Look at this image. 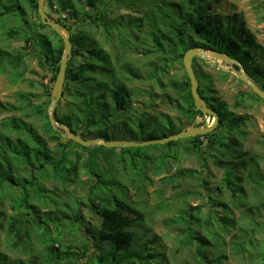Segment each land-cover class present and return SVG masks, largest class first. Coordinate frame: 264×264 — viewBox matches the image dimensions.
Segmentation results:
<instances>
[{"label": "trees", "instance_id": "trees-1", "mask_svg": "<svg viewBox=\"0 0 264 264\" xmlns=\"http://www.w3.org/2000/svg\"><path fill=\"white\" fill-rule=\"evenodd\" d=\"M26 4L41 20L38 0L0 1V26L5 16L16 15L20 26L7 28L8 36L22 37L26 48L38 52L39 62L52 74L51 84H43L46 87L43 102L24 92L16 94L15 102L0 101L1 113H13L0 121V231L4 230L0 264H38L33 259L35 243L43 244V264H156L155 258L159 264H170L163 252H151L146 244L135 249L136 228L144 224L145 214L132 201L127 189L113 187L104 192L99 187L100 165L107 168L108 160L117 156L118 164L130 161L136 169L140 167L138 158L119 156L125 154L124 148L119 153L116 148L100 143L92 148L82 146L70 138H63L61 131L52 126L48 107L64 42L49 25L45 26L50 27L52 35L30 25ZM45 6L54 20L68 27L73 44L63 95L54 114L59 122L87 139L114 140L109 127H116L126 119L138 125L143 140L166 137L193 126H207L205 119L197 121L199 116L207 114L195 104L186 70L182 77L165 81L171 64H183L184 53L191 47L229 54L239 60L264 89V46L256 41L243 21L232 17L222 21L215 17L212 0H46ZM26 54L22 50L0 47V72L7 73L14 85L36 86L37 81L27 77ZM141 59L148 61L143 64ZM251 61L257 65L255 75ZM193 67L201 82L202 96L221 119L214 131L185 138L191 144L184 149L197 153L199 159L205 161L211 156L218 157L215 162L226 165L224 177L215 188H210L209 181L204 180L206 203L193 205L188 202L181 207L177 230L185 237L184 246L193 251L201 264H218L219 256L211 260V252L227 247L230 242L236 243L239 250H247V242L256 239L253 232H264V217L262 220L252 218L258 213L264 216V198L260 195L264 173L254 180V198L249 200L246 179L249 182L254 179L251 167L254 166L258 173L259 163L254 156L249 157L248 151L241 150L242 127L249 115L235 114L229 108L244 106L248 97L262 98L253 91L251 94L240 91L235 102L229 105L216 95L217 89L210 76L194 62ZM206 79H209L207 83ZM135 81L165 85L172 90L173 94L167 93L166 97L180 116L160 112L153 120H146L154 99L149 103L138 102L135 107L133 98L141 93L135 86L128 85ZM25 118L42 121L47 138ZM50 142H56L55 148ZM203 145L206 147L202 151ZM80 147L92 149L90 157L79 150ZM233 154L240 160L231 158ZM93 155L98 162L93 160ZM150 161L154 158H147L144 170ZM243 168L247 169L246 179L240 173ZM84 172L86 178H83ZM185 172L191 175L198 171L187 169ZM197 180L203 178L197 176ZM48 183L53 187H47ZM226 190L230 191L228 200L224 194ZM5 202L13 210L11 214L5 211ZM82 206L99 218L97 224L86 220ZM235 207L240 210V216L235 214ZM81 225L96 241L91 259L89 245L83 244L75 250L65 243L66 233L77 231ZM233 229L236 232L230 234ZM227 235H230L229 240H226ZM152 238L156 243L158 236ZM258 257L257 260L252 258L250 264H264L263 250L258 252Z\"/></svg>", "mask_w": 264, "mask_h": 264}, {"label": "rangeland", "instance_id": "rangeland-1", "mask_svg": "<svg viewBox=\"0 0 264 264\" xmlns=\"http://www.w3.org/2000/svg\"><path fill=\"white\" fill-rule=\"evenodd\" d=\"M0 1L9 3V0ZM25 6L26 17L29 19L30 25L38 28L42 33L52 35L50 27L45 26V24L43 25L41 20L32 13L33 10L29 5L26 4ZM211 7L213 15L222 21H224L226 17H232L233 19L243 21L245 27L255 36L256 41L264 46V0H212ZM122 12L126 13L127 11L122 10ZM64 16H66V14H64ZM16 25L20 26L16 15L9 14L5 16L4 21L0 26V47L9 50H22L23 52H27L26 63L29 68L27 77L36 80L37 84L36 86H31L29 83H19L14 85L10 82L7 73L0 72V101L15 102L16 94L24 92L30 93L36 101L43 102L46 99V96L44 95V88L46 87H44L43 84H51L52 71L43 67L39 62L38 52H31L26 48V44L22 37L10 38L8 36L7 28H12ZM220 28L225 30L224 26H221ZM141 60L143 64L148 61V59ZM193 62L201 71L210 76L214 87L217 89L216 95L229 105L235 102L238 92L244 91L251 94V87L238 78L234 72L238 69L232 64L215 58L209 59L200 57L196 60L193 59ZM250 63L254 70L253 72L249 70V72H252V74L255 75L257 65H255V62L253 61ZM184 71L185 68L181 62H174L171 64L170 72L165 78V81H168L170 78L182 77ZM208 81L209 79H206L205 82L207 83ZM200 84L201 82L199 81V85ZM128 85L130 87L135 86L138 89V92L141 93V95L134 96L133 98L135 107H138V102L145 101L149 103L151 98L154 99V104L150 106V109L147 112L148 117L146 120H153V117L157 116L160 112L170 113L177 117L180 116V114L171 106L166 97L167 93H170L171 95L173 93L172 90H168L165 85L158 86L152 83L150 84L149 82L142 83L140 81H135L134 84L128 83ZM244 103V106L240 108L234 109L231 106L229 108L235 114L249 115V119L242 127L243 134L240 136L242 143L241 150L248 151L250 153L249 157L254 156L258 160L259 171L256 173L254 166L251 167L252 177L254 179H251L250 182L246 179L245 172L247 169L243 168L240 173L247 181L248 199L250 200L254 198L253 190L256 185L254 180L264 173V99L248 97ZM11 114L13 113L0 112V121L4 116ZM25 119L30 123H33L39 132L47 138V135L42 128V121L35 118ZM202 119H205V122L208 125L214 120L212 116L207 115L206 117L199 116L197 121L199 122ZM109 131L110 134L113 135L112 137L115 138L114 140L146 141L143 140V135L138 125L131 123L127 119L122 121L116 127H109ZM186 140L187 139L183 138L181 140L177 139L174 143L165 142L141 146H126L124 147L126 151L125 154L122 153L119 156H125V158H129V156L131 157L132 155H134V157L136 156L135 158H138L137 162L140 167L145 166L148 157L154 158L155 162L150 161L147 167H145V170L144 167L143 169L140 167L134 169L131 166L130 161H127V164L125 165L122 163L118 164V157L114 156L108 160L107 168L100 165V171L98 173L101 179L99 187H102L104 192L112 190H108V188L124 186L127 189L128 194H130V197H132V201H134L145 214L144 224L141 227L136 228L137 243L135 244V249L146 244V246L151 248V252H163L170 264H201V261L193 255V251L189 250V247L184 246L183 242L185 237L180 234V232L178 233L177 230V228L179 229L180 227L176 222L177 216L180 213L181 207L188 202H191L193 205L206 203L205 192L207 191L202 186L204 180L207 179L209 181L210 188H215L224 177V169L226 165V163H222V165L217 164L215 159L217 160L218 157L215 158L211 156L205 161L199 159L197 153H188L184 148L189 146L191 142ZM50 146L55 148L56 142H50ZM94 146H90V148ZM205 147L206 146L203 145L201 150H205ZM78 149L83 151L86 156L89 157L93 152L92 149L87 150L82 147ZM121 149L122 148H116V151H119L120 153ZM177 156H179V158L175 159ZM229 156L230 155L228 154V157ZM231 158L240 160V158H234V154ZM93 160L97 161V158L94 157ZM187 169H195L198 172L190 175V173L188 174V172H185ZM186 173L187 175H185ZM197 176H200L203 180H197ZM86 177L87 173L84 172L83 178ZM139 186L142 188L137 189ZM47 187L51 188L53 186L48 183ZM59 187L61 186H57L58 193L61 192ZM224 194L226 200H228L230 197V191L226 190ZM183 195L185 196L183 197ZM260 195L264 198V188L261 190ZM4 209L7 214L13 212L8 202H5ZM82 209L87 221L91 220L95 224L99 222V218L88 208L82 206ZM234 211L237 216H240V210L238 208L235 207ZM253 217L262 220L264 216L259 215L258 213L253 215L252 218ZM234 232H236V229L231 230L230 234H233ZM155 235L158 236L156 243L151 241V239H153L152 237ZM253 235L256 239L247 242V245L249 246L247 250H239L236 243L230 242L227 247L215 250L214 253L211 252L209 255L210 259L212 260L219 256L220 261L218 264H250L252 258H255L256 260L259 258V251H264V240L262 241L264 238V232H253ZM3 236L4 230L0 231L1 251L4 248ZM64 239L65 243H67L68 246L73 247L75 250H79L83 244L85 246L89 245V258L91 259L94 256L96 241L91 234L87 233V230L83 225H81L77 231L75 230L73 232L71 231V233H66ZM229 239L230 235H227L226 240ZM34 248L33 259H36L38 264H43V244L35 243ZM11 255L12 257H16L14 254ZM25 257L27 256H23V258ZM157 259L158 258H155L153 262L159 264ZM88 261L90 260L88 259L87 262ZM137 264H139V262H137Z\"/></svg>", "mask_w": 264, "mask_h": 264}, {"label": "water", "instance_id": "water-1", "mask_svg": "<svg viewBox=\"0 0 264 264\" xmlns=\"http://www.w3.org/2000/svg\"><path fill=\"white\" fill-rule=\"evenodd\" d=\"M45 1L46 0H38V6H39L38 12L41 17V21L43 24L49 25L56 33H58L64 42V53H63L62 60L59 66V70H58V73H57V76L55 78V82L53 85L52 100L48 107L49 120L55 129L61 131V135L63 138H70L73 141L85 147L98 145L100 143L103 146L108 147V148H124L126 146L127 147L141 146V145H146V144L165 143V142H169V141H173L177 139L181 140L183 138L205 135L207 133L214 131L216 127L218 126L221 118L218 112L214 108L208 105L207 101L202 96L199 90V80H198V77L193 67L194 57L209 58V59L215 58V59H219L223 62L232 64V65H237L239 69L235 70L234 72L238 76V78L246 82L251 87V90L256 95L264 99V89L262 90V88L254 80V78L251 77L246 72L244 65L239 60L231 57L227 53H223L218 50H213V49L207 50L201 47H191L184 53L183 65L190 78L191 92L194 97L196 106L202 112L214 118L213 122L210 125L207 124V126H193V127L183 129L179 132L173 133L171 135H168L166 137L149 139V140L142 141V142H137V141H132V140L131 141L107 140L104 137H95V138L87 139L83 137L81 134L73 132L70 129V127L67 126L66 124L59 122L54 114L57 104L63 95L65 80H66L67 66H68L69 59L73 53V44L71 40V32L68 29V27L54 20L45 11V7H46Z\"/></svg>", "mask_w": 264, "mask_h": 264}]
</instances>
